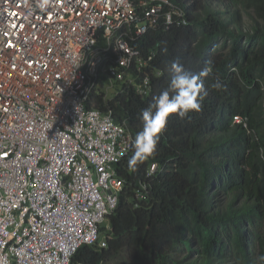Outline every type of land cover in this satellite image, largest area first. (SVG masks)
<instances>
[{
    "label": "trees",
    "instance_id": "trees-1",
    "mask_svg": "<svg viewBox=\"0 0 264 264\" xmlns=\"http://www.w3.org/2000/svg\"><path fill=\"white\" fill-rule=\"evenodd\" d=\"M169 1L187 24H166L164 9L135 42L161 71L149 94L125 83L111 99L94 91L89 100L111 109L134 143L116 166L118 204L99 225L106 245H81L70 264H264V0ZM174 59L190 73L210 69L202 109L183 118L177 110L192 100L183 86L160 95ZM217 78L225 87H211ZM165 107L174 111L143 152L146 127Z\"/></svg>",
    "mask_w": 264,
    "mask_h": 264
},
{
    "label": "built area",
    "instance_id": "built-area-1",
    "mask_svg": "<svg viewBox=\"0 0 264 264\" xmlns=\"http://www.w3.org/2000/svg\"><path fill=\"white\" fill-rule=\"evenodd\" d=\"M164 9L187 24L169 0H0V264H70L106 245L134 139L88 103L117 84L149 94L161 71L135 42Z\"/></svg>",
    "mask_w": 264,
    "mask_h": 264
},
{
    "label": "clouds",
    "instance_id": "clouds-1",
    "mask_svg": "<svg viewBox=\"0 0 264 264\" xmlns=\"http://www.w3.org/2000/svg\"><path fill=\"white\" fill-rule=\"evenodd\" d=\"M165 3H167V0H165ZM169 69L172 73V76L169 80V85L168 87L161 90L160 95L161 96L166 95L169 97V99H171L172 96L174 94H178L180 90L179 87H173V85L174 84L182 85L183 88L188 92V95L192 97V100H191V105L185 106L183 110L180 109L177 110L178 116L183 118L187 115L189 111L199 112L202 109V101L207 96V91L203 88L202 77L207 76L210 72V69L208 67H205L201 73H190L183 68V66L181 65L178 59H174L170 62ZM148 70H150L152 74H155V71L153 72V67L151 68L149 67ZM211 87L214 89H221L225 86L222 85L219 78H217L215 82L211 85ZM120 89L121 87L118 89V91H120ZM155 142H156V138L154 137L153 143L155 144ZM100 239H104V238H100Z\"/></svg>",
    "mask_w": 264,
    "mask_h": 264
},
{
    "label": "snow or ice",
    "instance_id": "snow-or-ice-1",
    "mask_svg": "<svg viewBox=\"0 0 264 264\" xmlns=\"http://www.w3.org/2000/svg\"><path fill=\"white\" fill-rule=\"evenodd\" d=\"M187 105H191V100L189 99L187 101ZM168 111H174L173 109H169V108H163L162 111L160 112V114L158 116H156L154 122L150 121L149 125L146 127V131L144 133L143 138L147 140V144H145L142 148L143 152H148L151 150L152 144H153V140H154V133L158 132L160 130V128L164 125L165 120H164V116L166 115V113ZM145 118L147 119V114L145 116Z\"/></svg>",
    "mask_w": 264,
    "mask_h": 264
},
{
    "label": "rangeland",
    "instance_id": "rangeland-1",
    "mask_svg": "<svg viewBox=\"0 0 264 264\" xmlns=\"http://www.w3.org/2000/svg\"><path fill=\"white\" fill-rule=\"evenodd\" d=\"M102 86H104V84L102 83ZM121 87L120 84L115 85V87L108 93L109 98H112L115 96V94L117 93L116 90H118Z\"/></svg>",
    "mask_w": 264,
    "mask_h": 264
},
{
    "label": "bare ground",
    "instance_id": "bare-ground-1",
    "mask_svg": "<svg viewBox=\"0 0 264 264\" xmlns=\"http://www.w3.org/2000/svg\"><path fill=\"white\" fill-rule=\"evenodd\" d=\"M100 233H101V232H100ZM101 237H102V236H101ZM101 237H100V238H101ZM105 242H106V241H105ZM83 245H84V244H83ZM80 247H81V246H80ZM73 256H74V255H73ZM73 256H72V257H73Z\"/></svg>",
    "mask_w": 264,
    "mask_h": 264
}]
</instances>
